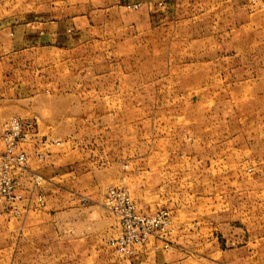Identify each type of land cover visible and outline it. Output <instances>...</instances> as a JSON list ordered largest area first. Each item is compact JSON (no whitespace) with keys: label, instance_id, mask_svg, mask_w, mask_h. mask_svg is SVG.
Returning <instances> with one entry per match:
<instances>
[{"label":"rangeland","instance_id":"obj_1","mask_svg":"<svg viewBox=\"0 0 264 264\" xmlns=\"http://www.w3.org/2000/svg\"><path fill=\"white\" fill-rule=\"evenodd\" d=\"M84 10L95 29L73 48L12 47L0 27L15 198L0 232L43 245L30 264H90L88 246L108 264L144 247L168 264H264V0H0V25ZM14 119L27 128L6 160Z\"/></svg>","mask_w":264,"mask_h":264},{"label":"crops","instance_id":"obj_2","mask_svg":"<svg viewBox=\"0 0 264 264\" xmlns=\"http://www.w3.org/2000/svg\"><path fill=\"white\" fill-rule=\"evenodd\" d=\"M122 2V0H120ZM76 10V9H75ZM95 11V10H94ZM96 12V11H95ZM38 19L33 21L31 14L23 13L15 18H10L3 21L0 27H6L7 31L11 33V46H42L47 47H76L77 45L86 44L89 41V36L85 37V33H89L90 30L95 29L94 13L90 10L75 11V16H53L50 12H40ZM65 30V31H64ZM71 33L66 35V33ZM86 34V35H87ZM80 219V218H79ZM75 222L79 224L80 221ZM90 225V221L87 222ZM19 232H0V264H30V258L35 251L34 247L43 248V245H17L11 243L9 239L12 237L15 241ZM27 233V232H25ZM42 233V232H41ZM1 238H7V242ZM9 238V239H8ZM16 242V241H15ZM95 247V246H94ZM94 247L88 246L86 250H82V254H85L90 264H108L107 262H99L96 260V256L100 251L94 249ZM151 247H144L132 264H168L169 261L166 258H162L159 251L150 250ZM23 252L22 258L17 257V254ZM40 264L43 263L42 252ZM81 250L79 247H75V260L79 261V255ZM44 258V257H43Z\"/></svg>","mask_w":264,"mask_h":264},{"label":"built area","instance_id":"obj_3","mask_svg":"<svg viewBox=\"0 0 264 264\" xmlns=\"http://www.w3.org/2000/svg\"><path fill=\"white\" fill-rule=\"evenodd\" d=\"M137 6H128L129 9H136ZM29 126V124H28ZM27 128L26 124L18 119H14L10 122L9 124V130L11 131V137L12 140H10V144L8 145L7 148V153L5 155L6 160H8L10 157H12L13 155H15L14 151H13V147L16 145L15 141L17 138H19L20 133L24 132L25 129ZM26 161V154L25 153H20L19 157H18V162L19 164ZM0 164H1V160H0ZM2 170V169H0ZM12 183L9 179L6 178H2L0 176V186L2 187L3 190L0 191V207L4 204V201H8V202H12L15 198L12 197ZM41 204L42 200H39ZM123 205L125 206L124 209L122 210L124 217L127 220H130L131 218L140 220V218L138 216H136L135 212H134V207L132 205V202L130 201V199L128 197H125L123 200ZM140 239L136 238V242H139Z\"/></svg>","mask_w":264,"mask_h":264}]
</instances>
